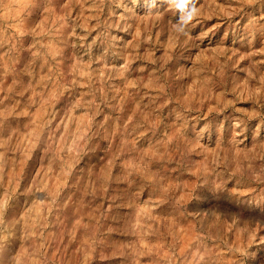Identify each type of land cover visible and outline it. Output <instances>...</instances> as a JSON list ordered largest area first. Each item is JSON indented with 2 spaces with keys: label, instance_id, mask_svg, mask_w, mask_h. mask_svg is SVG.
<instances>
[{
  "label": "rangeland",
  "instance_id": "obj_1",
  "mask_svg": "<svg viewBox=\"0 0 264 264\" xmlns=\"http://www.w3.org/2000/svg\"><path fill=\"white\" fill-rule=\"evenodd\" d=\"M0 0V264H264V0Z\"/></svg>",
  "mask_w": 264,
  "mask_h": 264
},
{
  "label": "clouds",
  "instance_id": "obj_2",
  "mask_svg": "<svg viewBox=\"0 0 264 264\" xmlns=\"http://www.w3.org/2000/svg\"><path fill=\"white\" fill-rule=\"evenodd\" d=\"M170 9L179 12V19L173 25L175 31L179 34H185L187 26L198 14L196 0H162ZM150 7H155L156 0H148Z\"/></svg>",
  "mask_w": 264,
  "mask_h": 264
}]
</instances>
